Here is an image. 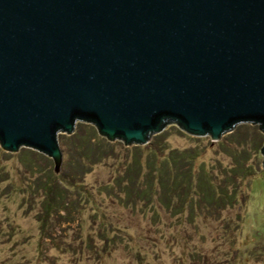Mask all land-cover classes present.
<instances>
[{
  "label": "water",
  "instance_id": "95a60500",
  "mask_svg": "<svg viewBox=\"0 0 264 264\" xmlns=\"http://www.w3.org/2000/svg\"><path fill=\"white\" fill-rule=\"evenodd\" d=\"M80 122L128 146L264 133V0H0L1 147L60 171Z\"/></svg>",
  "mask_w": 264,
  "mask_h": 264
},
{
  "label": "rangeland",
  "instance_id": "374dc122",
  "mask_svg": "<svg viewBox=\"0 0 264 264\" xmlns=\"http://www.w3.org/2000/svg\"><path fill=\"white\" fill-rule=\"evenodd\" d=\"M206 137V144L214 142ZM168 140L174 148L195 145L179 134H171ZM64 148L60 172L69 176L68 147L64 144ZM30 149L0 154V264H264V179L252 189L245 187L253 191L249 205L227 207L221 216L200 214L191 220L188 211L174 215L159 202L156 208H129L116 197L115 179L124 170L121 162L130 159L120 148L117 157L76 178L93 192V198L79 208L81 219L67 222L55 217L54 243L41 230L38 216L45 196L42 189L37 190V180L44 177L46 168L55 169V162L43 153L39 165L29 167L31 155L25 158V152ZM202 160L218 167L216 176L234 165L233 156L217 143ZM257 160L253 151L250 161ZM109 184L115 185L114 194L105 189ZM241 214L246 217L242 224ZM104 222L109 225L102 227ZM107 232L110 237L120 233L123 239L117 245L107 244Z\"/></svg>",
  "mask_w": 264,
  "mask_h": 264
},
{
  "label": "trees",
  "instance_id": "16d2710c",
  "mask_svg": "<svg viewBox=\"0 0 264 264\" xmlns=\"http://www.w3.org/2000/svg\"><path fill=\"white\" fill-rule=\"evenodd\" d=\"M171 134L188 136L195 145L174 148L168 140ZM261 137H264V133L259 125L243 123L220 141L206 144L207 137L190 135L173 125L155 135L146 145L128 146L121 140L110 141L91 123H79L75 133L61 136L62 142L68 147L70 175L50 167L44 170V177L37 180V190L42 189L45 196L42 211L38 216L42 233L56 243L57 238L51 232L55 229V217L67 222L81 219L79 208L86 201L91 202L93 192L76 178L83 177L97 164L117 157L120 148L126 151L127 157L130 158L121 162L124 170L115 179L116 197L126 207L156 208L159 202L174 215L188 211L191 220L200 214L221 216L222 210L238 203L246 207L253 197V191H248L247 188L252 189L253 185L264 179V168L261 167L263 161L260 164V161L264 160ZM232 140L245 144V147L238 149L237 144L236 147L232 146ZM214 143L223 146L234 158L233 166L226 167L224 171L220 170L224 173L223 176H216L217 166L202 160L203 155ZM253 151L258 159L256 162L250 161ZM0 154L9 152L0 145ZM25 155V158L31 155L29 167H35L39 165V159L44 154L30 149ZM114 188V184L105 186V189L113 194ZM72 195L75 198H71ZM62 211L65 214H61ZM239 218L242 224L246 217L241 214ZM108 225L107 222L102 223V227ZM104 236L107 244L116 242L117 245L118 239H123L120 233L110 237L107 232ZM107 244L106 250L109 249ZM90 245L93 247L91 242Z\"/></svg>",
  "mask_w": 264,
  "mask_h": 264
}]
</instances>
